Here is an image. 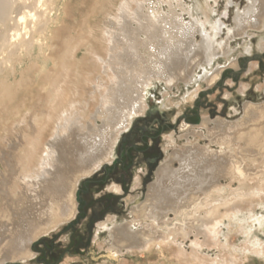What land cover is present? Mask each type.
Here are the masks:
<instances>
[{"label":"rangeland","instance_id":"obj_1","mask_svg":"<svg viewBox=\"0 0 264 264\" xmlns=\"http://www.w3.org/2000/svg\"><path fill=\"white\" fill-rule=\"evenodd\" d=\"M67 1H65L63 17L58 19L53 26L56 34L52 32L53 36L52 33H49L48 38L45 40L46 47L44 46V49H41L36 46L35 53L32 51L34 54L24 53L26 55L16 56L12 61L13 63L4 65V70L0 74V88H2L0 89V91L2 90L0 92V241L2 242L9 240L11 231L16 227L19 220L25 216L23 209L26 205L21 203L14 194L13 178L19 173L18 159L21 158L25 152V146H27L25 135L35 133L30 115L37 112L41 113L46 108L45 104H47L49 92L46 88L58 76L57 72L59 73L61 70V61L68 55L66 52L70 51L73 45L72 41L74 42L73 39L78 38L84 32L86 33L84 35L87 36L92 27L97 28L101 35L102 29L106 25L109 26V18L114 15L118 4L122 0ZM260 1L262 2L260 3V12L255 17H250L251 14L247 13L246 10L248 6L250 7L252 0H147L146 10L151 16L156 14L157 18L154 17L155 20L159 19V23L162 24V18L170 17L172 14L176 15L178 26L181 20L183 29L193 32L190 37L197 47L198 44H201L204 34L202 31H196L199 25L196 24L195 20L204 21L206 32L213 36L212 39L214 40L215 50L219 52L218 55L216 54L212 62L210 61L209 63L204 60L193 62L191 76L185 78L186 80H181L178 85H172L165 78H160L143 91L144 100L147 104L146 113L137 115L134 122L122 132L117 142L116 156H119L123 138L126 137V140L130 138V144L141 142L140 134L135 131L132 134L131 128L136 122L139 125L144 120V116H147L150 111L155 113V116L163 123H166L167 126L157 137L154 151L150 153H155L158 157V161L152 167L148 165L141 153L136 150L132 151L134 162L124 174V181L129 184V190L126 194L123 193L125 192L124 190L119 193L110 190L109 187L116 181L114 173L110 174L108 180L106 179L104 182L98 181L105 174L103 166L94 174L81 180L78 190L79 194L76 199L77 211L75 215L63 220L65 222L62 223V221L56 228L53 227L54 229L50 228V231H44L45 234L43 232L40 233L37 239L33 240V251L35 254L31 259L14 260L8 256L5 259H1L0 264H104L107 261L118 264L120 258L123 257L129 258L131 264H155L164 259L162 252L159 251L156 245L152 252H144L140 247L134 245L139 248L136 249L129 244L122 247L119 252H116L118 243L113 237L115 225L102 229L98 232L99 237H97L95 236L97 223L109 216H116L119 227L130 223V231L141 230V228H144L145 223L143 225L140 224L139 218L131 211L137 202H128V199L132 198L135 201L141 198L139 203L147 201V197L150 199L149 190L152 186L159 184L160 181L164 188L162 196L158 192L157 194L153 192L151 198L153 199L151 203L157 204L158 208L163 205L170 207V204L175 201L174 198L181 195H193L195 199L198 197L203 199L204 197L202 196H205L203 192L194 194L196 192L195 183L202 185L208 180L207 184L211 186L213 178L218 174L219 170H222L221 178H223H220L221 181L219 183L221 182L220 184L227 188V194L230 197L232 195L235 196L233 192L236 189L244 187L247 190L251 189L248 193H253V189H258V186L264 183V178L262 180L258 176L259 171H261L260 168H264V154L261 158L252 159L251 162L246 152L242 151V149L240 150L239 147L234 148L236 151L235 158H239L240 160L237 159V161L250 172L249 179L245 181L246 184H243L237 179L232 180L229 178L226 171L224 172L227 166L218 167V164L213 159H207L201 151L206 147L216 151L219 149L218 152L221 151V144L215 141V137L224 134L228 127L233 133V131L237 132L240 130V128H237V124L244 125V130H253L256 127L260 126L259 128H262L264 126V117L256 122L250 121L251 124L255 123V125L251 126L250 122H247L248 114L245 107L249 103L252 104V102L255 106L264 105V0ZM14 2L12 8L14 7L15 9H11L12 12L10 13V17L12 16L13 20L8 19L9 26L0 24V35L7 31L4 35L8 38L15 31V28L22 30L23 23L27 24L29 22V19L26 18L27 22L21 23L18 18L20 13H25L28 7L25 5L24 7L22 6L23 8L21 7L24 4L22 0H15ZM15 5H18V7ZM254 10L252 9V13ZM107 12H110V15L107 16ZM241 15L246 19L249 18V22H245V30L242 29L244 31L239 30L237 35H234L233 30L237 27L236 18ZM86 22L88 23L86 24ZM18 25L20 27H14ZM178 29L179 27H176V30ZM52 37L54 38L52 39ZM141 38L145 39L146 36L142 35ZM143 46L142 53L147 65L165 74L167 71L164 69V65L155 63L158 58L154 48L149 47L147 44ZM249 46H252V49L248 51ZM188 54V50H183L181 57L182 55L186 57ZM6 56L7 53L0 51V62ZM144 65V63L141 64V66ZM40 69L44 72H40ZM220 72L218 80L212 83L210 81L212 73ZM53 73L54 75L52 76ZM51 76L53 79L48 78H51ZM21 84H24V87ZM40 85L42 88L39 87ZM22 101L32 102L34 108V110L32 108L31 113L26 118H23L24 112H26L23 105L27 102H24V104ZM163 105L164 107L162 108ZM8 119L10 120L9 122ZM241 120L242 122H240ZM101 123L102 121L99 120V124ZM188 124L194 128L186 132L184 128ZM228 124L230 126H227ZM200 131L202 132L201 137L196 133ZM209 131L212 132L210 137ZM22 132L24 136L21 135ZM235 146H246V143L243 140H239L236 141ZM177 149L180 155L178 159H174L173 155H175ZM169 160H172L173 171L177 173L176 175H179L173 174L176 178L165 176L160 180L158 172ZM113 164L114 160L105 165L113 167ZM117 169L123 172L122 167L119 165ZM251 174H256L257 177ZM139 176L142 179L137 181ZM87 180L91 181L85 185ZM256 182L258 183L256 184ZM239 184L240 186L238 187ZM230 187L233 188V191H231ZM85 188H87V192H85L86 190L82 192ZM113 193L121 194V199L116 200L113 208L103 210L98 198L100 196L104 198L106 194L112 195ZM164 193L172 194V196L168 199ZM80 197L86 202V208L82 216L79 210ZM199 200L197 199V201ZM94 210H97L99 214L94 215ZM192 210L193 207L188 209L190 212ZM174 217V212H170V218L173 219ZM146 220L147 222L151 221L150 219ZM217 235L219 237L218 244L204 245L201 253L205 259L195 264H228L232 256L238 258L239 264H264V191H260L259 194L254 195V198L244 202L236 217L232 216L231 221L225 217L222 223L219 224ZM201 239L203 240L204 237L202 236ZM187 241L185 242V247L191 250V241ZM101 245L103 247H100ZM104 248L106 249L104 250ZM171 264L177 263L171 262Z\"/></svg>","mask_w":264,"mask_h":264},{"label":"bare ground","instance_id":"obj_2","mask_svg":"<svg viewBox=\"0 0 264 264\" xmlns=\"http://www.w3.org/2000/svg\"><path fill=\"white\" fill-rule=\"evenodd\" d=\"M14 1L0 0V24L9 26L8 19L13 20L10 13L12 12L11 9L14 8H12ZM22 1L24 4L21 5L20 3L21 7L25 5L28 9L25 13H20V17L18 16L19 22H25L26 18L29 19V22L27 24L23 23L22 30L15 28L14 32L8 33L10 34L9 38L4 35L7 31L0 35V51L7 53L4 60L0 62V74L4 70V65L13 63L12 61L16 56L24 53L30 54L36 46L44 49L48 34L55 33L53 26L58 19L63 17L65 12L66 0ZM146 3L147 0H122L118 4L114 15L108 17L109 26L106 25L102 29L101 35L95 27L90 28L87 36L84 35L86 33L83 31L84 34L73 39L74 42L72 41L73 45L70 51H65L68 55L63 56L62 61L60 59L61 70L59 73L57 72L58 76L56 79L54 77L55 80H52L50 84V81L48 82V88L45 87L49 91L47 104H45L46 108L42 109L41 113L37 112L30 115L35 133L25 135L27 146H25V152L21 158L18 159L19 173L13 178L14 194L21 203L26 205L25 208L23 207L25 216L22 219L19 218L20 216L18 217L20 220L11 231L9 240L0 241V260L8 256L14 260L31 259L35 254L33 240L37 239L40 233L45 234L44 231L53 227L56 228L63 220L75 215L77 211L76 199L79 194L81 180L114 160L113 157L117 154V142L122 132L134 122L137 115L146 113L147 104L143 94L146 87L153 85L154 81L160 78H165L172 85H178L181 80L191 76L193 62L204 60L209 63L212 62L216 54L218 55L219 52L215 50L213 36L206 32L204 21L195 20L196 24L199 25L196 31H202L204 34L201 44H198L197 47L190 37L193 32L183 29L181 20L178 26L176 15L164 16L165 18H162L161 24L159 19L155 20L157 18L156 14L151 16L146 10ZM260 3H262L260 0H252L250 7L248 6L246 10L247 13L251 14L250 17H255L260 12ZM15 6L18 7V5ZM252 9H255L253 13ZM108 15H110V12H107ZM248 19L242 15L236 18L237 27L233 30L234 35H237L239 30L244 29L245 22H249ZM19 25L14 27H20ZM176 27H179V29L176 30ZM59 28L61 27L59 26ZM85 31L87 32V30ZM142 35H145L146 38L142 39ZM146 44L156 51L158 61H155V63L164 65V69L167 71L165 74L147 65L142 53L143 45L146 46ZM248 48L249 51L252 46ZM183 50H188L189 54L186 57H183V55L181 57ZM143 63L145 65L141 66ZM42 69L44 70V68ZM42 69H40V72H44ZM220 74L221 72L212 73L210 81L212 83L216 82ZM52 76L48 78L53 79ZM39 87L42 88L41 85ZM2 102L4 103V101ZM23 106L26 111L23 118H26L31 113L33 105L32 102H27ZM245 107L248 114L247 122L252 120L256 122L264 117V105L255 106L252 102V104L249 103ZM99 120L102 121L101 124H99ZM237 125V128H240L237 132L233 131L232 133L228 127L224 134L215 137V141L221 144V151L218 152L219 149L217 151L215 149L211 150L208 147L203 148L201 151L207 159H213L218 167L227 166L224 172L226 171L229 178L232 180L237 179L246 184L245 181L249 179L250 172L237 161V159H240L235 158L236 151L234 148L239 147L240 150L246 152L251 162L252 159L261 158L264 154V126L262 128L255 126L256 128L253 130H244V125ZM252 125H255V123ZM193 128L188 124L184 130L187 132V130ZM193 132L195 133V131ZM212 132H210L209 137ZM196 133L201 137V131ZM239 140H243L246 146H235L236 141ZM178 149L176 152L174 150V159L179 158ZM260 169L258 176L263 180L264 168ZM158 174L160 180L165 176L176 178L179 175H176L177 173L173 171L172 160L163 165ZM173 174L176 176H173ZM251 175L257 177L256 174ZM221 176L222 170H219L213 178L211 186L207 184L208 180L202 185L195 183L196 192L194 191V194L203 192L205 195L202 196L203 199L198 197V200L201 199L197 201L193 195L177 196L170 207L164 205V207H159L162 210L158 208L157 204L151 203L153 192H156V194L158 192L161 196L164 192L163 184L160 181L159 184L157 183L149 190L150 199L147 197V201L139 203L141 198L135 201L132 198L128 199V202H137L136 205L132 203L134 207L132 206L131 211L139 218L140 224L145 223L144 228L132 232L130 231V223L127 222L128 224L119 227L117 224L118 218L109 216L97 223L95 236L99 237L98 232L109 228L110 225H115L113 237L118 243L116 252L122 250V247L127 244L136 245L144 252H152L156 245L159 251L162 252L164 259L155 264H171V262L177 264L200 263L205 259L201 253L203 246L211 243L218 244L219 224L222 223L225 217L231 221L232 216L236 217L244 202L254 198V195L259 194L260 191H264L263 183L258 186V189H253V193H248L251 189L247 190L242 187L234 190L235 196L230 197L227 194V188H224L220 184L221 182L219 183ZM141 179V176H139L137 181ZM208 186L210 187L208 188ZM253 186L255 185L253 184ZM247 187L249 188V186ZM109 188L116 193L122 192V187L118 183H113ZM230 189L233 191V188L230 187ZM164 194L168 199L172 196L169 193ZM190 207H193L191 212L188 211ZM172 211L175 214L173 219L170 218V212ZM146 219L151 221L147 222ZM202 236L204 237L203 240L201 239ZM187 240L191 241V250L185 247ZM136 247L134 246V248ZM104 264L114 263L107 261ZM118 264H131V262L129 258L123 257L120 258ZM228 264H239L238 258L232 256Z\"/></svg>","mask_w":264,"mask_h":264},{"label":"flooded vegetation","instance_id":"obj_3","mask_svg":"<svg viewBox=\"0 0 264 264\" xmlns=\"http://www.w3.org/2000/svg\"><path fill=\"white\" fill-rule=\"evenodd\" d=\"M166 126L167 124L163 123L157 116H155V113H153L152 111H150V113L147 114V116H144V120L139 125L136 122L131 128V131L132 134L133 131L140 134L141 142L130 144V138L128 140H126L127 139L126 137L123 138L121 142V148L119 149V156L118 157L116 156V158L114 159L113 167L110 166L107 167V165H104L105 174L102 178L98 179V181L104 182L106 181V179L108 180L110 174L114 173L116 180L115 183H118L122 187V191L123 190L125 191L123 193L126 194L129 190V184H126V182L124 181V174L126 170L130 167L132 162H134V159L132 157V151L136 150L138 153H141L142 156L145 157L146 162H148V165L152 167L158 161V157L156 156L155 153L153 154L150 153L154 151L157 137L162 133V130H164ZM118 165L122 167L123 172L117 169ZM90 181L91 180H87L85 185ZM86 189L87 188L83 189L82 192H84V190ZM85 192H87V190ZM121 196H122L121 194H114V193L112 195L106 194L104 198L100 196V198H98V201L102 204L101 208H103L104 210L106 208H113L116 200L117 201L120 200ZM85 208H86V202L82 197H80L79 210L81 216L84 215ZM93 214L97 215L99 213L97 210H94Z\"/></svg>","mask_w":264,"mask_h":264}]
</instances>
